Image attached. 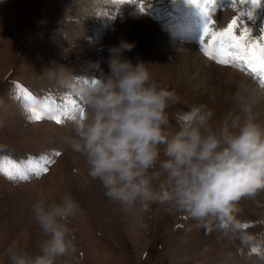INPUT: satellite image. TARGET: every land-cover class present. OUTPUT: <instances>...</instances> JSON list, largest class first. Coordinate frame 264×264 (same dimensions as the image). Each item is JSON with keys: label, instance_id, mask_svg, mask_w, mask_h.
<instances>
[{"label": "rangeland", "instance_id": "obj_1", "mask_svg": "<svg viewBox=\"0 0 264 264\" xmlns=\"http://www.w3.org/2000/svg\"><path fill=\"white\" fill-rule=\"evenodd\" d=\"M0 5H5L0 10V161L23 163L53 150L61 153L39 177L14 181L0 173V264H8L7 251L15 245L38 252L45 237L31 206L39 194L57 202L70 194L80 205L70 218L76 250L54 264H250V250L237 232L213 223L206 234L204 221L172 213L167 204L134 216L109 201L100 182L88 175L84 158L63 143L73 135L71 119L29 120L15 85L28 89L38 107L45 98L61 107L69 100L79 104L62 81L107 73L109 48L127 41L134 47L124 58L146 63L153 79L179 97L167 109L168 130L174 132L180 117L200 104L213 110L214 125L230 112L243 117L236 108L247 106L264 126V72L207 57L201 40L206 17L186 0H0ZM206 7L214 30L236 16L251 38L264 35V0L256 6L251 0H215ZM237 207L236 219L248 233L264 232V190L242 198Z\"/></svg>", "mask_w": 264, "mask_h": 264}, {"label": "clouds", "instance_id": "obj_2", "mask_svg": "<svg viewBox=\"0 0 264 264\" xmlns=\"http://www.w3.org/2000/svg\"><path fill=\"white\" fill-rule=\"evenodd\" d=\"M133 47L123 40L110 47L107 73L62 81L80 101L70 118L73 135L63 143L84 158L105 197L126 212L136 216L167 204L172 213L204 221L206 234L213 223L239 233L250 264H264V232L248 233L236 219L238 202L264 190V126L247 106L243 117L230 112L214 125L213 110L200 104L169 131L167 109L179 97L153 79L146 63L124 58ZM79 208L70 194L59 202L39 194L31 213L45 238L35 254L10 247L8 264H54L74 252L70 218Z\"/></svg>", "mask_w": 264, "mask_h": 264}, {"label": "snow or ice", "instance_id": "obj_3", "mask_svg": "<svg viewBox=\"0 0 264 264\" xmlns=\"http://www.w3.org/2000/svg\"><path fill=\"white\" fill-rule=\"evenodd\" d=\"M123 3H129L130 0H122ZM244 0H241L243 3ZM186 3L198 8L206 17L203 25L201 40L206 44L204 54L217 63L224 65H234L245 68L255 73L257 70L264 71V35H261L257 41L251 38L249 29L241 27L243 21L234 16L226 27L214 30L210 25L213 23L209 19L207 5H212L215 0H186ZM260 0H251V4L256 6ZM141 13L145 11L143 4L140 5ZM251 18V13H248ZM264 33V29H261ZM16 98L20 100L26 112L28 119L40 121L50 119L57 124H62V117L71 118V114L78 107L75 101L69 100L63 107L50 102V98H45L43 104L39 107L33 94L17 83L15 85ZM58 150H53L50 154L41 155L38 159H28L23 163L14 161H0V173H3L10 180H29L31 176L39 177L42 173L48 172V165L53 163V156H60ZM247 227V225H242ZM256 249H252L255 252Z\"/></svg>", "mask_w": 264, "mask_h": 264}, {"label": "bare ground", "instance_id": "obj_4", "mask_svg": "<svg viewBox=\"0 0 264 264\" xmlns=\"http://www.w3.org/2000/svg\"><path fill=\"white\" fill-rule=\"evenodd\" d=\"M88 1V0H87ZM95 0H91V3H93ZM10 3H14V2H10ZM84 3V2H83ZM89 5V4H88ZM4 6L5 5H0V10L2 9V8H4ZM90 6V5H89ZM85 7V6H84ZM200 42V41H199ZM199 58H201L203 61H204V59L202 58V57H199ZM201 60V61H202ZM202 63V62H201ZM65 94V93H64ZM239 108V107H238ZM238 108H236V112L237 113H239V112H241V113H243V111H242V109H240V110H238ZM244 114V113H243Z\"/></svg>", "mask_w": 264, "mask_h": 264}]
</instances>
